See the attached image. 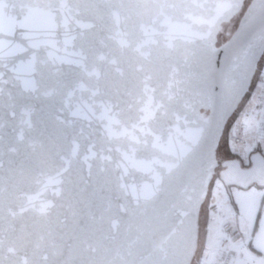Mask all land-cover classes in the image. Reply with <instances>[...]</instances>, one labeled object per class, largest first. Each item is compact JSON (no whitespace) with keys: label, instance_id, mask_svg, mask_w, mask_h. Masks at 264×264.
Wrapping results in <instances>:
<instances>
[{"label":"snow or ice","instance_id":"1","mask_svg":"<svg viewBox=\"0 0 264 264\" xmlns=\"http://www.w3.org/2000/svg\"><path fill=\"white\" fill-rule=\"evenodd\" d=\"M200 3L0 0V264H264V0Z\"/></svg>","mask_w":264,"mask_h":264},{"label":"water","instance_id":"2","mask_svg":"<svg viewBox=\"0 0 264 264\" xmlns=\"http://www.w3.org/2000/svg\"><path fill=\"white\" fill-rule=\"evenodd\" d=\"M140 8L127 20L128 24L136 26L139 31L140 25L155 26L161 33L167 34V27H161L160 22L167 19L172 24L186 26L191 33H200L205 27V22L210 19V13L203 7L200 0H139ZM8 14H12L9 11ZM174 43L178 48H185V40L179 33L174 34ZM164 40V35L158 37ZM115 51L119 52V46L112 44ZM127 54L128 50H124ZM122 226V222H121Z\"/></svg>","mask_w":264,"mask_h":264}]
</instances>
